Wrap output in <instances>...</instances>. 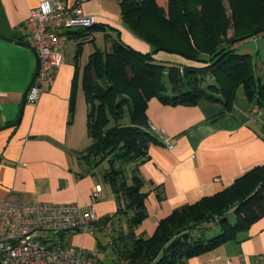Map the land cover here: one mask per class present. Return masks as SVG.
Masks as SVG:
<instances>
[{"label":"crops","instance_id":"obj_1","mask_svg":"<svg viewBox=\"0 0 264 264\" xmlns=\"http://www.w3.org/2000/svg\"><path fill=\"white\" fill-rule=\"evenodd\" d=\"M41 1L44 0H0V35L27 42L24 22L29 9ZM59 1L78 6L83 15L94 16L99 29L92 28L81 45L74 37L78 29L61 31L65 37L64 58L54 81L44 88L36 104L25 102L15 127L0 131V201L75 204L84 210L93 187L100 185L102 192L95 203V214L101 220L116 212L117 201L103 183L105 167L90 169L79 159L90 143L86 106L80 102L81 96L85 100L82 70L89 55L98 48L96 40L100 37L105 40L104 48L114 38L141 53H148L150 48L125 27L119 0ZM89 45L92 49L85 56ZM34 68L35 56L30 48L0 38V127L18 117ZM237 92L238 89L232 109L222 114L221 103L205 99L193 106L164 105L156 98L148 101L149 129L168 138L170 147L158 138L148 149V159L138 166L145 181L147 216L134 229L135 236L150 237L158 221L174 209L227 189L253 168L264 166V128L249 118L252 103L243 89V97L236 98ZM159 192L163 193L162 199ZM101 227L103 223H97L94 231ZM85 235L72 234L68 240L93 252ZM237 238L191 257L184 264H220L226 259L232 264H264V215Z\"/></svg>","mask_w":264,"mask_h":264},{"label":"trees","instance_id":"obj_2","mask_svg":"<svg viewBox=\"0 0 264 264\" xmlns=\"http://www.w3.org/2000/svg\"><path fill=\"white\" fill-rule=\"evenodd\" d=\"M208 1H214V6H203L199 11L203 0H119L125 27L146 42L150 51L141 53L114 38L107 48L95 49L83 67L81 85L90 143L79 159L90 169L105 164L103 183L117 201L113 215L92 224L93 233L97 223L107 225L120 214L126 217L128 227L126 235L122 232L116 238L121 247L115 264H184L191 257L237 240L238 233L246 232L251 223L264 215V166H258L231 187L174 209L158 221L150 237L134 234L147 216L145 181L138 166L148 159L150 145L159 138L149 129L146 110L151 98L171 106H193L203 99L219 102L223 105L222 114L232 109L236 91L241 87L252 105L264 106V85L256 77L251 56L237 50L243 41L264 36V0H235V5L230 0L232 15L239 13L243 17L246 30L228 40L219 39L227 28L221 0ZM252 7L263 17L262 22L254 23L244 16L245 10ZM142 11L154 13L178 31L188 50H173L160 39L159 45L151 43L148 38H156V32L142 34L130 22ZM96 27L74 33L81 41L78 44ZM159 51L175 54L180 60H154V53ZM206 74L216 83L209 92L199 86ZM75 88L76 76L70 100L71 118ZM158 196L162 199L163 193ZM214 225L218 233L208 236ZM97 247L104 248L99 242Z\"/></svg>","mask_w":264,"mask_h":264},{"label":"built area","instance_id":"obj_3","mask_svg":"<svg viewBox=\"0 0 264 264\" xmlns=\"http://www.w3.org/2000/svg\"><path fill=\"white\" fill-rule=\"evenodd\" d=\"M96 23L78 6L59 0H44L28 11L24 27L29 46L38 55V70L26 96L37 103L44 88L51 85L64 58L63 30H84ZM249 118L264 128V106L252 105ZM170 147L166 137L154 132ZM102 188L95 185L86 209L75 204L0 201V264H101L96 254L69 242L72 234H93L97 220L95 203ZM220 264H232L226 259Z\"/></svg>","mask_w":264,"mask_h":264},{"label":"rangeland","instance_id":"obj_4","mask_svg":"<svg viewBox=\"0 0 264 264\" xmlns=\"http://www.w3.org/2000/svg\"><path fill=\"white\" fill-rule=\"evenodd\" d=\"M204 2L201 5H199L198 10L200 11L203 6L206 8H210L211 6H214V1H208V0H203ZM234 5L237 4L235 0ZM221 4L224 8L225 11V20L227 21V28H226V33L224 35H220L219 39H225L228 40L230 38H233L237 34L243 33L246 29L244 27V24L242 23L243 17L239 13L237 14L236 17L232 15V10H231V1L230 0H221ZM204 8V9H205ZM245 15L244 16H249L250 21L252 22H262V16L257 15V11L255 10L254 7H252L249 10H245ZM141 13V14H140ZM137 14H140L135 18L134 21H130L131 24L137 29V31H140L143 33L148 32L150 35L152 32H156V38H148L150 39V42L159 45L158 39H160L164 45L172 48L173 50H182L186 51L188 50V47L185 46L184 40L185 38L179 34L178 31H176L173 27H171L169 24L165 23L162 21L157 15L154 13H149V12H139ZM239 21V22H237ZM96 24V23H95ZM95 24H93L91 27H93ZM91 27L87 28L90 29ZM85 30V29H84ZM148 37V36H147ZM220 39V40H221ZM104 39L103 37H100L96 40V45L98 48L103 49L104 48ZM72 45V43H71ZM92 46L89 45L85 49V56L86 53L91 51ZM238 52L241 54H249L251 56V60L254 63V70L256 77L260 79V83L264 85V36L259 35L256 41H253L252 39L245 40L242 43L239 44L237 48ZM157 55L160 57H163L164 59H169V60H164L163 58H157ZM154 60H160V61H175V60H180V57H178L175 54L171 53H166V52H156L154 53ZM168 62H163L168 65ZM216 84L214 81V78L210 74H206V77L204 80H202L199 84L200 88H204L206 91L209 92V87L211 85ZM243 97L242 94V88H238V92L236 95V98H241ZM81 104L82 107L86 106V102L84 99H82L81 96ZM102 167H105V164H102ZM213 229L210 230L211 233L208 234V236H213L218 233V228L214 225L212 226ZM124 232L125 235L128 232V227L126 225V217L124 215H119V217H115L110 221L107 225H104L103 227L99 228L98 230H95L93 234H86V240L87 243L92 245V248H94L93 253L96 254V257L99 259L101 264H115L114 258L117 259L118 257V248L120 249L121 243H118L117 237L119 236L118 234ZM78 235H81V233H76ZM97 240L100 243V246H103V249H99L96 246ZM94 245V246H93ZM86 249V248H84ZM87 250V249H86ZM92 252L91 250H87Z\"/></svg>","mask_w":264,"mask_h":264},{"label":"water","instance_id":"obj_5","mask_svg":"<svg viewBox=\"0 0 264 264\" xmlns=\"http://www.w3.org/2000/svg\"><path fill=\"white\" fill-rule=\"evenodd\" d=\"M0 38H2L4 40L11 41V42H15V43H18V44H21V45H24V46L30 48L31 51L33 52L34 56H35V68H34L32 76H31L30 82H29L26 90L23 93V96H22V99H21V103H20V110H19L18 117L16 118L15 121L0 127V131H2V130H5V129H8V128H11V127H15L20 122L21 117H22L23 108H24V105H25V102H26V96H27L28 91H29L34 79H35L36 74H37L39 60H38V55L35 52V50L32 49L27 42H21V41H18V40L12 39V38H7V37L1 36V35H0Z\"/></svg>","mask_w":264,"mask_h":264}]
</instances>
